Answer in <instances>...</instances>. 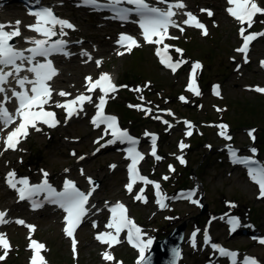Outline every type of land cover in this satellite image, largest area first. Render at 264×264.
I'll return each instance as SVG.
<instances>
[{
  "label": "rangeland",
  "instance_id": "1",
  "mask_svg": "<svg viewBox=\"0 0 264 264\" xmlns=\"http://www.w3.org/2000/svg\"><path fill=\"white\" fill-rule=\"evenodd\" d=\"M184 1L188 3L191 10L196 12H202L201 10L205 7H213L215 10V15L212 18L206 17L211 29L210 34H213L212 37L205 39L206 37L201 38L198 34H189V36L193 38L184 37L180 43L186 57L189 58L190 67L195 63L192 59L198 57V59H201L200 61L204 63V70L202 72L203 76L205 71H211L213 73L212 77L209 78V80H211L205 84L208 87L209 84L213 82L212 86H209L210 89L206 92L203 91L202 95H200L202 97L201 101L203 100L206 104V113L201 112L199 118L196 117L195 120L200 122L221 117L228 119V122L234 127V131L230 129L228 135L233 136L234 140L242 146L248 144L245 130L248 127L256 126L257 143L259 144L258 146L260 147V150L263 151H261V153L264 158V141H262L264 140V97L261 96L259 98L258 95H256V92L252 90L256 86H264V78L257 66L258 58L264 56V45L258 43L255 46L252 57L247 58L251 60L252 64L250 62L245 65L244 56L236 51L237 48L241 47L240 36L236 30V26L228 19L223 10L224 0H207L204 2L200 0ZM262 1L264 7V0ZM71 5L72 4H67L63 9V13L65 16H69V19L76 21L79 24V36L87 38V47H90L92 43H97L98 46H96L98 48L101 47V51L104 52L102 56L104 60L103 70L111 72L117 78L118 83H124L127 87L123 92L137 96V103L142 102L147 106H152L150 113L151 117H148L141 123L138 122L140 133L144 130H161V149L163 148L166 152L164 153L165 155H175L177 153V138L178 135L181 134L182 129L180 121L181 117L186 116L192 118L193 113H195L199 107L194 105L193 99L187 106H174L171 112L172 115H166L170 123L173 125L165 128L161 126L160 119L154 118L159 115V112L155 111L153 108L159 104L155 102L161 100L159 97L165 98L169 96L174 98L173 94L176 93L177 90L178 92H181V89L184 90L187 88L188 82L186 79V72L185 75H179L174 78L169 75V73L162 71L148 49H140L135 53V57L133 58L131 56L124 57V59H116L111 50V41L115 38L114 32L116 29L114 30L111 26L103 28V24L101 28V24H99L97 17L87 16L82 11H71L69 10ZM20 18L21 17H19L18 20H20ZM259 26H264V16L261 17ZM95 49L96 48H94V51ZM212 57H214L213 60H211ZM254 59L256 62L253 63ZM78 65L79 66L75 69L73 68V70H76V72L79 73L77 78L76 75H74L73 79H70L72 74L70 70L66 71L64 82L67 81V84L64 88L67 86H73L74 84L78 85V83L80 84V87H82V78L85 73L100 72L94 67L89 68L86 71L81 62H79ZM237 66H241V69H236ZM72 67L74 66L72 65ZM81 68H83V70ZM137 77H140L139 80L141 77H143V79L135 81ZM198 81L199 80H197V82ZM213 86H219L224 92L223 97H225V100L219 102L216 106L217 109H222V111H218L216 108H213V105H210L211 102L209 101L212 100H210L209 94ZM247 86H250L251 90H247ZM136 88H140L142 91H133V89ZM77 89L78 88H70V91H75ZM152 90H156L158 94L154 100L150 97V91ZM187 93L191 98H194L192 94L189 92ZM141 96L143 97L142 100L140 99ZM120 97L123 98V100H120ZM164 98L163 101L167 102L168 100H165ZM125 100H128V98L119 94L112 99L111 104H124ZM112 107L111 111L121 114L122 116L126 114V120L129 116L132 120H138L136 113H129L123 109L121 110L122 112H117L112 109ZM83 116H85V114H83ZM203 116L207 117L204 118ZM197 122L196 124H198ZM215 125H217L216 122H212L208 126V130L202 127L204 131L203 136L195 135L192 139L194 144L193 149L190 148L183 155L186 164L182 165L178 161L176 167L180 171H183V173L192 172V176L194 175L192 185L195 182L197 175H200V178L204 180L203 183L205 185L206 195L203 201V207L206 205L207 209L192 208L186 205L176 206L179 210L177 214H180V216H177L173 218L171 222L166 223L163 234H168L176 226L186 222L188 224L186 225L187 238L193 236V233H196L195 241L197 242V240H201L202 242L201 235L207 231L212 232L215 237L217 236V239L219 237L220 240L225 241L227 240V236L223 226L219 223L212 224V221H207V218L212 212L222 214L225 209H229V211L242 210L243 213L247 212L248 209L254 210L255 213H258H253L257 218L256 222L264 228V215L260 216L259 211V209H264V201H257V192L254 186L250 184L242 174L236 171L230 173L228 169H226V165L220 162V158L216 153L218 148H220L219 144L224 143V141L218 138V132L220 129L215 127ZM70 126V128H65L63 131L55 132L52 137L49 136L50 133L44 131L34 132L25 142L26 144L24 146V148L26 147L29 151H34V155L31 159L28 157L27 162L23 165L17 164L18 155L15 157L12 155L7 157L0 156V206L9 208L12 215H16L19 211H22L20 208L15 207L16 204L12 194L9 193L3 185V174L12 164H15L18 169L21 168V170L29 174L36 173V171L39 173L40 167L45 166L49 168L54 175H58L63 172V169L66 166L72 165L74 162L75 157L70 156V148H77L80 152L91 151L92 146H90V143L95 134L91 131L86 121H75ZM198 126L199 129L196 133L200 132L201 129L199 124ZM172 128L176 129L168 134L162 132L163 129L172 130ZM56 130L60 129L57 128ZM72 137H81V139H79L78 142H75L72 141ZM189 141L191 143V139ZM216 142H219V144H216ZM212 143L216 144L218 148L212 150ZM23 154H25V150ZM107 155H102L97 160H88L86 166L92 172L94 171L102 181V188L98 197L111 198L114 200L122 197L121 184L124 174L123 171H119L114 175L108 173L107 169H105L106 162L109 161V159H106L108 157ZM22 156L25 157L24 155ZM74 164L70 167H73ZM197 164H199V167L193 169V166ZM163 165L164 164L159 165L155 173L158 171L160 177H164L165 175L169 176V179L166 181L167 184H170L177 171L175 169L174 172L169 173L167 172V168ZM201 167H204L202 171L200 170ZM196 173L198 174L196 175ZM226 200L228 202L238 201V203L235 204L233 202L235 205L229 206L225 204ZM154 209V205L144 207L135 206L132 211L133 214L140 219L152 237L157 236L153 226L159 225L160 222ZM25 219L28 222L34 221L39 224V230L34 232L36 233V237L47 242L49 246L48 257L54 264L77 263L74 258L70 257L68 243L62 237L61 225L59 219H57L55 215L43 212L40 214H28ZM26 230L27 228H16L13 231H10L9 234L14 240L16 246L11 255H8L5 260L0 261L1 264H25V262H27V259H25ZM161 233L158 235L160 236ZM28 235H30V230L28 231ZM80 238L82 242L80 264H102L99 256L100 248L93 243L92 230L88 226L83 228L80 233ZM27 239L31 238L28 237ZM190 243H192V241H190ZM244 244L246 246L243 249L251 247L249 241L244 242ZM231 246L242 247L237 241H233ZM193 248L195 247L191 245L188 247L186 245L184 246L185 256H183L181 264L204 263V258L202 259L200 252L194 253L192 251ZM116 251H118L117 254L123 258L125 264H137L139 259L138 256H133L125 248H119ZM249 251L261 256L264 260V249L253 246Z\"/></svg>",
  "mask_w": 264,
  "mask_h": 264
},
{
  "label": "snow or ice",
  "instance_id": "2",
  "mask_svg": "<svg viewBox=\"0 0 264 264\" xmlns=\"http://www.w3.org/2000/svg\"><path fill=\"white\" fill-rule=\"evenodd\" d=\"M37 3L40 0H36ZM230 5L226 11L228 14L234 18L241 27L239 28V35L242 38L241 47L237 48L236 51L244 54V62L247 63V53L250 49V44L252 41L257 39V37L264 36V32L260 33H249L245 35L248 28H251L254 23V18L258 15H264V7H261L257 0H227ZM85 5H92L97 8L110 7L116 15L114 19H119L121 21H127L132 13H135L140 17L139 27L141 29L140 35L144 39L145 43L149 45H157L156 56L160 59V63L165 67L171 69L175 73L179 67L187 63V61L173 60L172 56L168 54L169 49L174 47L169 44H164L165 39H178V37H172L169 35V28H177L181 33L184 32V27L181 25H187L194 27L196 29L202 30V35L207 36L208 30L206 25H204L192 12H184L183 15L187 19L177 22L173 19L180 15V11L186 8L183 0H175L174 3H169L166 9L153 6L146 2V0H109L108 4H100L98 0H83ZM159 3H168V0H159ZM123 4L132 5L134 7H120ZM206 11L211 17L213 13L211 10L202 9ZM29 15L35 17V23L27 25L28 30L35 32L43 38H37L36 36L25 38L27 43L33 45V47L20 49L15 46L13 41L15 38L21 36V31L19 25L21 21H16L13 26L11 24H0V131L6 130L15 124V127L8 132L6 137H0L3 141L4 148L3 151H16L18 145L22 139H27L30 132L29 129L35 131H41L42 129L38 126L43 124L49 128H55L60 121L57 119V114L54 111H49L46 109V105H50L53 102V92L55 91L51 84L49 83L54 79V77L59 75L58 69L54 66V63L50 56L53 54H62L64 56H70L71 53L67 51L68 41L64 39L68 35L65 29H70L75 31V25L70 21L59 18L53 11L51 7H41L38 10H29ZM244 25L248 27L245 28ZM11 28V31L6 29ZM54 37H59L58 39H53ZM77 43H80L79 41ZM117 45L120 47H125L126 52L130 53L134 47H139L140 44L136 37H133L126 33H121ZM163 44V48L159 45ZM177 53H182V50L175 48ZM27 53V54H26ZM124 51H118L117 55L123 56ZM81 55L87 57V63L92 59L91 53L87 50L81 52ZM37 57H42L43 62L38 60ZM99 67L102 61H96ZM264 66V61L261 62ZM202 65L199 62H195L192 66L189 83L187 85V91L200 96L201 92L197 86V70L201 69ZM22 72H27L32 74V78L28 75H21ZM15 82L17 87L10 89L11 95H8V89L5 85L10 84V79ZM85 88L87 93H95L97 89L100 90V95L98 96V102L93 100V96L85 93L77 95L75 98L70 100L55 101L54 106L56 108L64 109L65 111V122L72 119L74 116H79L84 111V105L86 103L93 104L96 109V114L92 118L91 123L94 127L99 128L101 125H105V135H111L113 139L107 141L108 144L116 143L117 141L121 143H128L130 147L127 148V159L131 161L128 166L129 172V182L125 185V188L129 194H132L134 185L138 182L143 185H153L155 189V195L157 197L156 203L160 208H166L165 203L168 199L161 190V185L158 182H154L147 177L143 176L138 168V164L145 159L143 153L137 150L136 145L138 141L136 138L132 137L127 130H123L118 126L117 118L106 114L105 107L107 104V99L110 93H115L118 91L119 87H127L126 85L117 86L108 73H102L98 79L93 80L91 76L85 77ZM30 85L31 87H27ZM218 88L219 86H215ZM20 89V90H17ZM258 93L264 94V88L256 86L252 89ZM133 91L140 92V88L133 89ZM219 95V92H216ZM60 97L71 96L64 90H60L57 93ZM142 100L143 97L141 96ZM184 100V97H180ZM13 100L16 101L17 106L14 112L10 111L7 105ZM130 107L139 108L145 111L146 114L151 113V109H145L142 105H129ZM222 111V109H217ZM169 115L172 113L169 111ZM155 119H162L157 116ZM19 120V123L16 121ZM166 125L169 121L162 120ZM188 125L189 130L186 131V136H191L193 133L190 130L193 126L190 122L185 121ZM171 126V125H169ZM220 131L218 135L222 136L227 140H231L232 137L227 134L228 126L225 124L215 125ZM254 131H249L248 135L255 141ZM152 136V150L151 156L157 161L161 160L162 157L157 155L156 150V137L154 134H146ZM100 139H103L101 137ZM99 143V140L96 141ZM103 146V145H102ZM189 147V145L180 142L179 148L181 151ZM210 147V146H209ZM253 153L252 157H242L237 154V150L229 148L230 157L232 163L243 165L247 169V174L249 179L258 186L259 197L264 199V164L254 159L257 152L255 148L250 149ZM3 152H0L2 155ZM75 155V153H73ZM179 162L183 165L186 161L183 155L176 157ZM83 159V157H81ZM110 167H115L112 165ZM169 171L174 172L175 168L169 165ZM48 173L43 172L44 180L39 184H31L28 178L18 179L15 171H10L5 177V183L13 189L17 195L19 201H30L33 209L43 207L44 203H51L57 205L65 213V227L63 229L67 237L71 238L72 251L74 255L76 254L77 240L75 239L74 233L76 229L80 226L83 218L88 214L89 208V197L92 194V190L89 192L81 191L74 181L66 180L63 184V190L57 191L48 182ZM162 179L168 180L169 176L165 175ZM89 182L94 183L89 178ZM18 185H20L18 187ZM94 190V189H93ZM145 189L141 187L139 192L134 196L135 201L147 203V197L144 195ZM41 193H46L44 200L34 199V197L39 196ZM193 192L182 193L180 198L188 199L192 203H198L197 200H193ZM111 219L105 225L110 231H104L98 233L95 239L101 244L108 245L109 248L121 243L119 239L120 234L126 231L127 242L138 250L139 259L137 264H148V257L146 256V250L152 245L153 240L151 238L145 239L146 233L142 232V229L137 226L134 221L127 215V208L123 203L118 202L110 208ZM7 212L0 211V225L7 224L10 221L6 219ZM223 219V217H221ZM230 225V231H236L239 226V218L230 217L226 221ZM15 223L19 225H25L34 231L35 226L26 225V222L22 219H18ZM93 227H97L94 223ZM196 233H193L192 246L196 247L195 243ZM210 236L205 233V243H210ZM264 244V240L260 241ZM211 247L218 251L221 256H226L232 258L235 261L237 253L230 252L218 244L212 243ZM0 248L4 249L3 255H0V261H3L8 256V252L11 248L9 240L6 238V234L0 233ZM30 248L34 251V255L31 257L30 264H47L45 258L41 255V249L45 248V245L37 243L35 240L31 241ZM105 261H113L115 257L110 253V251H105L101 254ZM117 264H122V262H117ZM243 264H259V261L254 257H245Z\"/></svg>",
  "mask_w": 264,
  "mask_h": 264
},
{
  "label": "water",
  "instance_id": "3",
  "mask_svg": "<svg viewBox=\"0 0 264 264\" xmlns=\"http://www.w3.org/2000/svg\"><path fill=\"white\" fill-rule=\"evenodd\" d=\"M185 229V224L181 225L165 241L158 242L148 256V264H179Z\"/></svg>",
  "mask_w": 264,
  "mask_h": 264
},
{
  "label": "bare ground",
  "instance_id": "4",
  "mask_svg": "<svg viewBox=\"0 0 264 264\" xmlns=\"http://www.w3.org/2000/svg\"><path fill=\"white\" fill-rule=\"evenodd\" d=\"M184 10H185V9H182V10H179V11H183V12H184ZM22 14H23V20H22L21 24L19 25V28H20V31H21V36L15 38V41H16L19 45H22V46H24V47H27L26 45H24V42H23V41H24L25 38H30V37H32L33 34L28 30V28L25 26V24H26V23H29L31 18H29L28 16H26L24 13H22ZM11 17H12V14H6V15L2 16V19L0 20V23H1V24H6V25H7L8 22H7L6 20L8 19V21L10 22L9 24H11V25L14 26V25L16 24V23H15L16 18H11ZM6 30L11 31V28H8V29H6ZM23 33H25L26 36L22 37V34H23ZM132 55H133V54H132ZM68 70H70V72H71V74H72V77H71L70 79H73L74 75H76V78L79 76V73H78V72H76V71L74 72V71H73V68H72L71 65H69L68 68L65 69V71H68ZM62 71H63V70H62ZM65 71H64V74H65ZM55 84H56L55 86H56L57 91L55 92L54 95L58 96L57 93H58L60 90H63L64 86L67 84V81H65V82L62 81V75H61V73L59 74L58 78L55 80ZM76 86H77V88L81 89L79 83H78V85H77V84H74L73 86H69V87L72 88V87H76ZM69 87H67V88H69ZM82 92H83V91H82ZM82 92H81V93H82ZM58 97H60V96H58ZM82 226H83V225H82ZM82 226H81V227H82ZM249 232H250V231H244L243 234H246V235L240 236L239 238L247 237V236L249 235Z\"/></svg>",
  "mask_w": 264,
  "mask_h": 264
},
{
  "label": "trees",
  "instance_id": "5",
  "mask_svg": "<svg viewBox=\"0 0 264 264\" xmlns=\"http://www.w3.org/2000/svg\"><path fill=\"white\" fill-rule=\"evenodd\" d=\"M214 37H215V36H214ZM214 37H213V38H214ZM133 57H135V56H133ZM133 57H132V58H133ZM196 58H198V57H196ZM213 59H214V57H212L211 60H213ZM212 75H213V73H212L211 71H210V72L205 71L204 76H203V78H202L203 83H207L208 81H210L211 79L209 80V78L212 77ZM139 78H140V77H137V78L135 79V81L139 80ZM142 79H143V77H141L140 80H142ZM140 80H139V81H140ZM174 95H175V94H174ZM258 97L260 98L261 96H258ZM263 115H264V114H263ZM226 120L228 121V119H226ZM233 129H234V127H233ZM262 141H264V140H262ZM198 166H199V164L193 166V169L196 168V167L198 168ZM203 168H204V167H201L200 170L202 171Z\"/></svg>",
  "mask_w": 264,
  "mask_h": 264
}]
</instances>
